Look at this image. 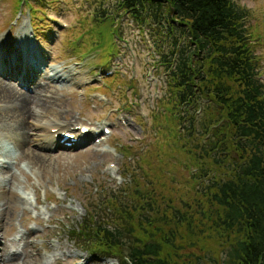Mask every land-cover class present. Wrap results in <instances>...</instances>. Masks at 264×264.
Here are the masks:
<instances>
[{"label":"rangeland","instance_id":"1","mask_svg":"<svg viewBox=\"0 0 264 264\" xmlns=\"http://www.w3.org/2000/svg\"><path fill=\"white\" fill-rule=\"evenodd\" d=\"M233 1L249 11V31L257 40L255 55L264 80V0ZM115 4V0H42L30 8L21 0H0L1 81L27 92L54 67L67 71L72 66L76 72L70 81L50 82L56 87L54 92L40 89L38 97L41 101L52 99V108L45 116L29 119L44 126L32 128L30 133L42 140L57 124H62L63 130L86 126L98 132L107 127L109 131L73 148L53 145L44 150L35 142L31 148L49 156L41 168L20 155L0 124V223L4 216L12 219L0 228V243L6 236L18 240L29 231L27 241L36 246L30 255L38 252L34 264L116 263L77 249L69 239L85 214L84 204L95 201L96 187L111 193L115 186L138 184L154 189L162 202H179L191 192L189 177L196 171L195 162L185 155V147L190 141L189 130L194 137L203 124L206 101L200 100L190 109L194 127L180 135L170 105L171 115L164 109L168 84L149 45L151 35L139 32L127 17H118ZM107 12L106 18L99 20ZM6 46L7 58L3 52ZM19 57L23 65L43 59V69L28 70L26 78L20 64L8 78L6 63H15ZM106 71H110L108 76ZM0 104L4 106L0 112L7 109L4 102ZM36 105L29 101L36 112H43V107ZM70 123L73 125L65 126ZM8 200L17 205L15 210H4ZM17 247L20 252L21 241ZM218 247L221 249L219 241L206 237L202 245L190 249V256L206 258L212 253L218 257ZM202 262L212 264L208 258Z\"/></svg>","mask_w":264,"mask_h":264},{"label":"trees","instance_id":"2","mask_svg":"<svg viewBox=\"0 0 264 264\" xmlns=\"http://www.w3.org/2000/svg\"><path fill=\"white\" fill-rule=\"evenodd\" d=\"M115 1L151 35L179 134L194 127L189 111L201 99L208 110L185 147L196 170L186 199L162 202L131 183L98 188L70 239L118 264H264V81L247 9L233 0ZM206 237L221 254L190 256Z\"/></svg>","mask_w":264,"mask_h":264},{"label":"bare ground","instance_id":"3","mask_svg":"<svg viewBox=\"0 0 264 264\" xmlns=\"http://www.w3.org/2000/svg\"><path fill=\"white\" fill-rule=\"evenodd\" d=\"M14 51L17 53L16 46H14ZM3 52L6 58L10 55L8 46L3 47ZM20 64L23 65L20 57L15 63L13 61L6 63V76L8 78H12ZM23 67L25 69V77L27 78V76L30 75L28 70L36 71L37 68L43 67V60L40 62L35 61L31 64L25 62ZM67 68L68 70L63 72L62 69L54 67L50 72L44 73L45 76L43 79H49V81H44L42 78H39V80L34 82L33 86L27 92H22L19 88L14 87L12 84L0 80V103L4 102L7 107L6 110L0 112V124L6 128L5 130L8 131V139L16 145L20 155L25 157L31 164L38 165L41 168L45 166V163L47 162L46 157L48 155L42 151L32 149L31 146L35 142L38 146H42V149L44 150H50L52 145L60 146V133L65 131H62V124H57V126H52L55 128L53 130L51 129L52 131L49 128V133L44 136L42 140H38L37 136L32 135L30 131L32 128H44V126L34 123L29 119H31L32 116L38 117L48 114L49 109L52 108L51 101L49 100L52 99L41 101L43 98L38 97L40 94L39 91L41 88H47L48 90H52V92H54L56 87L51 85L50 82L58 81V83H62L71 80L76 72L72 66ZM30 100L33 106L40 104L43 107V112H41L42 110L40 109L36 112L32 106H29ZM3 107L4 106L0 104V111ZM40 113L42 114L40 115ZM72 125L73 124L70 123L66 124L65 126L68 127ZM98 131L99 130L97 129L89 128L85 136H82L83 134L81 135V132L79 131L76 132L75 136L79 141L83 139L84 142H90ZM18 205H24V202H19ZM16 206L17 205L15 203L13 204V202L8 200L5 203L4 210L12 211L15 210ZM1 219L2 223H0V228L2 229L5 225L10 224L12 221L11 216L9 215L4 216ZM29 233L30 232L27 231L25 235L22 234L18 240H16V238H8L7 236L4 238V240L0 243V247H2L0 264H34L35 261H38V252L34 253L32 256L30 255V251L36 246L32 241H27ZM20 241L22 242V249L19 252L17 246Z\"/></svg>","mask_w":264,"mask_h":264}]
</instances>
